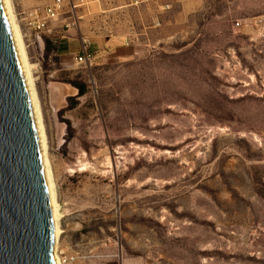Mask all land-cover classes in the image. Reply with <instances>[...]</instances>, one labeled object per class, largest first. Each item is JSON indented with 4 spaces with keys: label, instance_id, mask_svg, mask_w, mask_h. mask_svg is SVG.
<instances>
[{
    "label": "rangeland",
    "instance_id": "obj_1",
    "mask_svg": "<svg viewBox=\"0 0 264 264\" xmlns=\"http://www.w3.org/2000/svg\"><path fill=\"white\" fill-rule=\"evenodd\" d=\"M51 1L13 5L18 16ZM76 2L78 25L64 26L67 13L52 36L20 23L61 205L60 255L264 264V0ZM83 38L93 58L79 65Z\"/></svg>",
    "mask_w": 264,
    "mask_h": 264
},
{
    "label": "water",
    "instance_id": "obj_2",
    "mask_svg": "<svg viewBox=\"0 0 264 264\" xmlns=\"http://www.w3.org/2000/svg\"><path fill=\"white\" fill-rule=\"evenodd\" d=\"M35 114L0 0V264H56Z\"/></svg>",
    "mask_w": 264,
    "mask_h": 264
},
{
    "label": "bare ground",
    "instance_id": "obj_3",
    "mask_svg": "<svg viewBox=\"0 0 264 264\" xmlns=\"http://www.w3.org/2000/svg\"><path fill=\"white\" fill-rule=\"evenodd\" d=\"M4 4H5L9 24L12 30V34L14 37V41L21 60L23 72L28 85V89L33 105V110L35 114L36 124L38 128L42 160H43L46 180L48 184V189H49L51 211H52V221L54 228V250H53L54 258L56 264H62V258L59 251V243L62 234V226H61L62 212H61V205L58 199V190H57L54 170L50 157L49 136L45 124L41 98L37 87V82L34 72V64L32 63V60L30 58V53L28 51V47L24 39L22 27L20 25L19 18L14 9L13 0H4ZM60 91L64 94L66 92V88L65 89L61 88ZM56 95L59 96V93H56Z\"/></svg>",
    "mask_w": 264,
    "mask_h": 264
},
{
    "label": "built area",
    "instance_id": "obj_4",
    "mask_svg": "<svg viewBox=\"0 0 264 264\" xmlns=\"http://www.w3.org/2000/svg\"><path fill=\"white\" fill-rule=\"evenodd\" d=\"M81 1L83 3L88 0ZM80 4L76 0H52L42 8L32 7L23 9L18 14V17L21 25L33 37H49L56 31L55 23L67 13H70V17L68 18L69 21L64 22V26L70 28L78 25L79 16H77L76 11ZM92 58L89 41L83 38L81 50L75 55L74 59L77 64L83 65L91 61ZM61 258L62 264H73L76 260V256L72 254H62Z\"/></svg>",
    "mask_w": 264,
    "mask_h": 264
},
{
    "label": "trees",
    "instance_id": "obj_5",
    "mask_svg": "<svg viewBox=\"0 0 264 264\" xmlns=\"http://www.w3.org/2000/svg\"><path fill=\"white\" fill-rule=\"evenodd\" d=\"M47 50H52L53 49V44L52 42L48 41L47 42ZM74 86L79 90V95H83L85 94L86 92V86L85 85H82V84H75L74 83Z\"/></svg>",
    "mask_w": 264,
    "mask_h": 264
},
{
    "label": "crops",
    "instance_id": "obj_6",
    "mask_svg": "<svg viewBox=\"0 0 264 264\" xmlns=\"http://www.w3.org/2000/svg\"><path fill=\"white\" fill-rule=\"evenodd\" d=\"M60 90H61V88H57V89H56V93H59L58 100H59V99H62V94H63V93H62ZM58 100L56 101V103H55V104H57V103H58Z\"/></svg>",
    "mask_w": 264,
    "mask_h": 264
}]
</instances>
